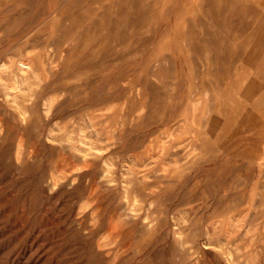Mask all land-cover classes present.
Here are the masks:
<instances>
[{"label": "rangeland", "instance_id": "1", "mask_svg": "<svg viewBox=\"0 0 264 264\" xmlns=\"http://www.w3.org/2000/svg\"><path fill=\"white\" fill-rule=\"evenodd\" d=\"M228 1L0 0V264H264V0Z\"/></svg>", "mask_w": 264, "mask_h": 264}, {"label": "crops", "instance_id": "2", "mask_svg": "<svg viewBox=\"0 0 264 264\" xmlns=\"http://www.w3.org/2000/svg\"><path fill=\"white\" fill-rule=\"evenodd\" d=\"M228 2H230V3H235V4H237V3H241L242 1L240 0H229ZM264 3V2H263Z\"/></svg>", "mask_w": 264, "mask_h": 264}, {"label": "bare ground", "instance_id": "3", "mask_svg": "<svg viewBox=\"0 0 264 264\" xmlns=\"http://www.w3.org/2000/svg\"><path fill=\"white\" fill-rule=\"evenodd\" d=\"M24 65V64H23ZM241 210H242V208H241Z\"/></svg>", "mask_w": 264, "mask_h": 264}]
</instances>
